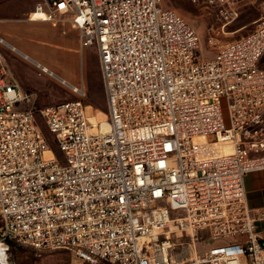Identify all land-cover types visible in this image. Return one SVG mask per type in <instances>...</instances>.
<instances>
[{
    "label": "built area",
    "instance_id": "2783aa9c",
    "mask_svg": "<svg viewBox=\"0 0 264 264\" xmlns=\"http://www.w3.org/2000/svg\"><path fill=\"white\" fill-rule=\"evenodd\" d=\"M241 1L191 0L214 9L212 34ZM28 20L67 21L96 49L108 127L90 121L84 84L59 79L75 99L37 110L3 50L55 73L0 37V264L11 243L69 251L77 264H264V207L249 208L243 186L264 170V1L247 34L209 37L211 60L162 0H38ZM231 237L239 244L182 257Z\"/></svg>",
    "mask_w": 264,
    "mask_h": 264
},
{
    "label": "rangeland",
    "instance_id": "374dc122",
    "mask_svg": "<svg viewBox=\"0 0 264 264\" xmlns=\"http://www.w3.org/2000/svg\"><path fill=\"white\" fill-rule=\"evenodd\" d=\"M264 0H242L239 4L238 17L227 25L223 32L212 34L210 27L214 30L220 29L221 23L214 15V9L205 4L193 3L191 0H162L164 9H172L178 13L188 25H190L199 36L198 53L201 58L211 60L215 57L214 48L208 43L209 37L214 36L218 42L226 43L240 38L253 29L254 22L260 14V4ZM31 3V0H16L12 3H2L1 9H20L24 4ZM5 6H10L6 8ZM28 19V14L24 16ZM8 67L10 72L17 80L18 84L26 91L36 95L35 107L41 109L45 106L57 104L67 100H74L75 97L70 92L67 85L62 84L59 79L65 80L67 84L80 86L84 83L86 96L83 100L87 106V115L90 121L96 120L99 123L103 118L102 113L107 115V105L103 86L100 78L99 65L96 49L92 46L85 47L82 52H78L77 79L75 81L70 74H55L56 77L40 73L32 62L25 61L10 53ZM259 66L264 68V54L262 55ZM63 69L67 72L73 71V65L64 64ZM74 73V72H72ZM225 123H228V111L225 99L221 100ZM106 119V118H105ZM36 125L38 131L48 140L49 146L56 154H60L54 142L53 134L50 133L42 117L36 115ZM186 241L185 234L181 237ZM239 244V238H228L218 241L204 239L197 241L194 249H182V257L188 258L195 255H203L212 248L223 246H234ZM178 246V245H177ZM8 257L10 264H77L73 255L65 250H38L30 246L11 243L8 245ZM177 250L180 248L177 247ZM86 264V263H83ZM99 264H111L100 262Z\"/></svg>",
    "mask_w": 264,
    "mask_h": 264
},
{
    "label": "crops",
    "instance_id": "0c3cea01",
    "mask_svg": "<svg viewBox=\"0 0 264 264\" xmlns=\"http://www.w3.org/2000/svg\"><path fill=\"white\" fill-rule=\"evenodd\" d=\"M14 1L16 0H0V5L2 3L10 4ZM37 1L31 0V3L24 4L17 10L11 8L1 9L0 37L53 73L70 74L78 82L79 79H77L76 74L78 70V52H82L84 49L80 44L78 30L72 28L67 21L58 27H54L49 22L26 19L24 16L33 9ZM5 7L9 8L10 6ZM10 53L12 52L9 50H3L7 63L10 60ZM14 55L24 60L19 55ZM64 64L73 65V71L67 72L62 70ZM243 186L249 208H263L264 170H257L246 174L243 179Z\"/></svg>",
    "mask_w": 264,
    "mask_h": 264
},
{
    "label": "bare ground",
    "instance_id": "6f19581e",
    "mask_svg": "<svg viewBox=\"0 0 264 264\" xmlns=\"http://www.w3.org/2000/svg\"><path fill=\"white\" fill-rule=\"evenodd\" d=\"M33 21H35V20H33ZM102 116H103V118L100 120V123H101L103 128H107L108 127V123H107V121L105 119L106 115L102 113ZM93 123H96V120L93 121Z\"/></svg>",
    "mask_w": 264,
    "mask_h": 264
}]
</instances>
